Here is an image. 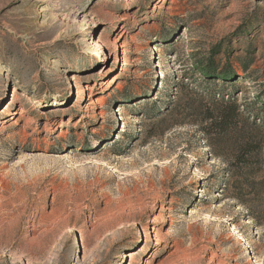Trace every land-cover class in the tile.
<instances>
[{
	"label": "rangeland",
	"instance_id": "rangeland-1",
	"mask_svg": "<svg viewBox=\"0 0 264 264\" xmlns=\"http://www.w3.org/2000/svg\"><path fill=\"white\" fill-rule=\"evenodd\" d=\"M263 116L264 0H0V264H264Z\"/></svg>",
	"mask_w": 264,
	"mask_h": 264
},
{
	"label": "trees",
	"instance_id": "trees-1",
	"mask_svg": "<svg viewBox=\"0 0 264 264\" xmlns=\"http://www.w3.org/2000/svg\"><path fill=\"white\" fill-rule=\"evenodd\" d=\"M207 76H214L224 81H232L236 75L227 73H217L214 69H208L206 71ZM202 91H205V95L209 98V102L212 105L208 108V114L206 120H210V124L206 127V130L211 134L225 135L232 131L242 132L246 130L245 124V111L248 107L241 108L237 103V98L233 95L220 94L216 88L214 82H210L203 87ZM201 93V92H200ZM219 95V99H217ZM262 124L255 126L256 129L248 135L245 142L240 145V157L244 166L251 164V157L258 158L264 148V135L262 134L264 126V116L261 118ZM245 135V133H244Z\"/></svg>",
	"mask_w": 264,
	"mask_h": 264
},
{
	"label": "bare ground",
	"instance_id": "bare-ground-1",
	"mask_svg": "<svg viewBox=\"0 0 264 264\" xmlns=\"http://www.w3.org/2000/svg\"><path fill=\"white\" fill-rule=\"evenodd\" d=\"M98 53H99V52H98ZM100 58H101V57H100ZM85 88L89 90V87H88V86H85ZM15 123H17V120L15 121Z\"/></svg>",
	"mask_w": 264,
	"mask_h": 264
}]
</instances>
